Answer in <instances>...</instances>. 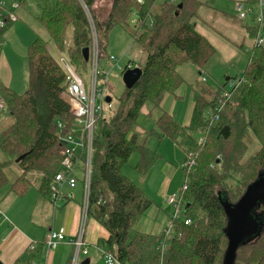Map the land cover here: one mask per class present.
I'll return each instance as SVG.
<instances>
[{
  "label": "trees",
  "instance_id": "trees-1",
  "mask_svg": "<svg viewBox=\"0 0 264 264\" xmlns=\"http://www.w3.org/2000/svg\"><path fill=\"white\" fill-rule=\"evenodd\" d=\"M98 1L37 0L41 7L39 21L62 52L67 28L73 26L71 62L83 69L87 66L83 48L91 46L86 8L99 32L102 57L111 29L129 24L134 10L139 12L141 24L134 26L133 38L147 55L140 66L142 76L133 88L125 89L113 116L109 120L101 118L93 142L90 213L109 231L104 246L122 264H224L229 219L223 202L235 204L264 172V44L253 46L249 64L242 73L245 81L233 91L218 121L210 124L206 113L214 108L219 94L213 99L199 94L189 126H183L166 111L159 116L164 135L187 151L193 148L197 154L196 166L185 173V200L189 204L186 217L192 223L179 222L177 230L181 235L165 239L162 233L137 230L153 202L123 171V166L138 150V169L145 173L158 155L139 146L129 134L145 104L159 108L167 95L178 93L184 82L180 66L195 64L203 68L217 50L196 27L199 0L166 2L158 11L154 0H147L144 5L137 0H112L104 22L96 12ZM150 16L152 26L148 24ZM7 26L0 28V39ZM28 59L27 90L17 93L0 78V95L5 100L0 116L9 112L15 118L12 125L0 129V151L12 158L0 162V189L10 183L11 190L24 195L30 187L28 172L41 170L45 176L40 189L47 194L61 169L63 138L73 125L74 115L66 100L67 73L53 56L49 42L37 37L29 46ZM197 131L206 134L202 145L194 140ZM252 137L259 147L245 159ZM10 162H17L22 168V174L13 183L6 172ZM229 179L237 180L230 184ZM255 214L264 221V203L255 209ZM235 264H264V226L259 235L238 247Z\"/></svg>",
  "mask_w": 264,
  "mask_h": 264
},
{
  "label": "rangeland",
  "instance_id": "rangeland-1",
  "mask_svg": "<svg viewBox=\"0 0 264 264\" xmlns=\"http://www.w3.org/2000/svg\"><path fill=\"white\" fill-rule=\"evenodd\" d=\"M15 1L20 0H5L7 8H11L13 3ZM111 1L112 0H99L95 7L96 12L99 16V19L101 22H104L111 9ZM202 4V18L198 19V28L202 33H205L212 42L218 47V54L216 53L209 62L205 65L204 69L200 68L199 66L195 64H186L179 67L180 73L184 77V82L182 86L179 88L178 93L183 94L184 98L182 99L180 106L178 108L179 117L183 119L185 115V110H187V106L190 104L191 109V97L192 92L198 97V94L204 95L208 99H212L215 95L214 91H221L223 89V85L228 81L230 78H237L241 77L243 71L246 69V67L249 64L250 57H251V50L248 52V49L252 48L253 41L252 38L246 37L243 41L244 47H239L242 43V35L239 31L235 32V34H232V38L236 41L235 43L231 40L227 39L222 33L225 27H228L226 18L234 17V15L238 14L237 11V3L240 1H243L246 4V8L249 10L248 18L246 21H251L253 23V20H255L254 24L256 25V20L260 17L262 9L260 6L259 0H199ZM170 2V0H157L155 5V10H159L161 6L166 3ZM223 6H226L225 8ZM20 8V7H19ZM16 10L17 16L19 17L18 10ZM30 8L33 12V18L34 22L37 23L34 26V29L37 32V35L41 37L42 39L49 42L51 52L53 56L56 58L57 61H59L62 65L65 64L63 61L66 56L70 55L69 49L73 47V33L74 29L73 26L70 25L67 28L66 31V38L64 40V49L65 51H60L56 45L52 42L51 36L49 32L42 27L41 22L39 21L38 17L41 15V7L37 0H31L30 2ZM219 8V9H218ZM232 10V11H231ZM132 18V17H131ZM130 18V20H131ZM227 18V19H228ZM18 20V19H17ZM230 21L234 22L235 19H230ZM123 26V25H116L108 34V42L106 51L104 53V58L101 60V65L106 66L109 71L112 72V75L109 78L111 89L107 88L106 94L112 97V102L114 104V108L112 110H106L103 114L102 119L109 120L113 114L114 109L120 105L119 101L120 98L123 96L126 86L123 81V74L118 69V64L121 66H125L129 61H133L134 66H141L145 63L146 60V53L145 50L138 44L134 43L133 33L136 30V28L133 26L132 22ZM33 25V24H32ZM240 26V24H238ZM31 26V25H30ZM225 34V33H224ZM226 35V34H225ZM30 46V45H29ZM27 45V47L29 48ZM26 46L24 48H20V46L17 44V41L14 38H7V44L6 47L3 50V59H2V72L4 71L13 81L12 88L14 90H17L18 92H23L28 89L29 86V59H28V48ZM27 50V52H26ZM114 55L118 61H112L109 62L106 57ZM114 66V67H113ZM89 63L87 62L86 70L80 71L82 73L83 78L85 79L87 85H88V77H89ZM124 73V71H123ZM4 74V75H6ZM6 75V77H8ZM206 78L203 80V78ZM227 77H230L228 80ZM170 95V94H169ZM168 96V95H167ZM150 103H147L144 105V107L141 110L138 122L141 124V122H144L147 120V125L149 129H155L156 132L157 125L156 120L154 118H148L145 115L148 114ZM153 106V105H151ZM180 119V120H181ZM15 118L12 114L9 112L2 114L0 116V129H6L12 123L14 122ZM156 134H153L154 136ZM204 132H195L193 134L194 140L196 143L200 141L202 137H205ZM159 137L155 136L154 139L151 137L149 139V143L147 141V145L150 146L151 142H155V148H158V146H161V151H157L162 156L157 160L155 166L150 170V179H148L146 184L147 191H150L152 196L156 199L157 202H162L163 205H165L164 198L165 196L172 195L173 193H178L181 191L183 184L185 182V173L186 170L184 169V165L186 162V159L188 157V151L185 152L179 145H177L172 139L165 137L160 139L162 142L160 144ZM249 150L247 151V154L245 156V159H248L247 157L251 153H255V151L258 149V142L255 140L254 137L249 139ZM178 152L177 155H175V152H172L174 157L173 160L168 156V152L172 150H175ZM139 151H136V153H133L129 161L124 165L123 169L125 173L134 179L139 185H140V179L142 177V173H140L139 170L136 169V163L138 162V159H136L139 156ZM162 152V153H161ZM217 158L219 159L218 155ZM220 160V159H219ZM9 162L12 161V158L9 156H5L3 152H0V162ZM167 163H171V165H166ZM14 162L8 163L6 167V172L8 173V176L12 178V173L15 170ZM17 169V168H16ZM31 173L30 177L28 178L32 179L31 177L35 176L36 174H39L41 177V182L43 177L45 176V172L41 170H31L29 171ZM28 172V174H29ZM74 174L78 177L79 182L78 184H81L84 189V183H83V173L80 170H75ZM140 175L139 179L138 176ZM29 179V180H30ZM33 180V179H32ZM237 179H229V183L233 184L235 183ZM52 183V182H51ZM144 185V184H143ZM65 187V186H64ZM69 188V186H66L65 188ZM63 188V189H65ZM10 183L5 185L3 188L0 189V201H2V205H0V214L1 212H5V205L6 204H12L13 209L18 207V205L22 204L24 202L23 196L18 194L16 191L11 190ZM70 189H73L70 187ZM77 189V188H76ZM166 190V194H158V191ZM35 191V188H30L29 191ZM51 191V190H50ZM9 196H11L9 198ZM32 195H29V198ZM28 200V199H27ZM2 210V211H1ZM169 220L167 221V225L163 228L162 226H157V229L162 230L159 234H161L164 229L169 226L170 224V215ZM148 217L146 212L142 216L141 220L142 222H147ZM139 224V223H138ZM9 227H15V225L9 226ZM155 231L154 233H156ZM157 234V235H159ZM98 237V236H97ZM97 239V238H96ZM13 240V239H12ZM72 240V239H71ZM98 240H95L91 243H96ZM101 241V247L104 248V243ZM92 244H90V249ZM88 248V249H89ZM92 253H94V257H92V264H106L104 260V256L102 253H99V259L97 256L95 257V250H98L96 246L92 247ZM100 252V250H98ZM102 254V255H101ZM74 256V254H73ZM74 257H72L73 259ZM85 258L80 259L79 264H81ZM1 261V260H0ZM73 260H71L72 262Z\"/></svg>",
  "mask_w": 264,
  "mask_h": 264
},
{
  "label": "crops",
  "instance_id": "crops-1",
  "mask_svg": "<svg viewBox=\"0 0 264 264\" xmlns=\"http://www.w3.org/2000/svg\"><path fill=\"white\" fill-rule=\"evenodd\" d=\"M30 2L31 0H20V8L18 10V14H19L18 20L14 21L13 23L7 26L5 31L2 33L0 39L1 42L0 78L4 83V85L8 86L17 93H22V92H18L17 90H14L12 88L13 85L12 79L4 71L2 72V59H3L2 48L4 49L6 47L8 37H10L11 39L14 38L17 41V44L20 46V48H24L25 46L27 47V45L29 46L37 37H39L37 35L38 31H36L34 27H32L37 23L34 22L33 12L32 9L30 8ZM223 7L225 8L226 6ZM202 9L203 7L201 4L199 8V13L197 17L194 19L196 27L200 33L202 32L198 28V24H199L198 19L199 18L203 19L201 14ZM227 18L224 21H227V24L229 26L225 27L223 30V32L226 35L224 33L222 34L227 39L235 43L236 41L231 36L232 34H235V32L239 31L242 35V41H241L242 43H238V42L236 43L240 44L239 47L241 48L244 47L245 42L243 40L246 39V37L252 38L253 41L252 48L248 49V52L251 50L252 53L253 46H255V34H256V31L252 32V30H256L257 27L254 24V21L252 23L251 21H246V19L242 20L238 17V14L234 15V17L228 19ZM233 18L235 19V21L234 22L230 21V19ZM238 24H240V26ZM41 26L43 27V25ZM202 34L206 36L209 39V41L216 47L217 50L216 53L218 54L219 52L217 49L218 47L212 42V40L205 33ZM103 68H106L108 70V68L104 65ZM4 74H6L8 77H6V75ZM111 75L112 72L110 73V76ZM109 88L110 89L112 88L110 81H109ZM214 92L215 95L213 98H215L217 94H219V91H214ZM183 98H184L183 94H179V93L170 94L165 97L161 107L158 108V107H153L151 105L148 106L149 107V109H147L148 114H146L145 116L148 118L155 117L156 125H157L156 132L154 131L155 129L148 128L150 126L147 125L148 119H146L144 122H141V124L137 120V122L135 123L129 134V138L131 139L133 138L139 146H145L158 155L155 163H153V165L150 167V169L147 172L143 173L138 169V165L141 160V154L138 152L139 156L136 158L138 159V162L136 163V169L140 171L139 174L142 173L141 174L142 177L139 181L140 185L130 177L141 189H143V191L153 202L151 207L146 211L148 217L147 222L140 221L139 224L137 225V230L140 232L157 235L163 230V228L167 225L166 224L167 221L169 220L168 218L170 215V207L166 204L165 198H164L165 205H163L162 202L160 203L157 202L156 199L150 193V191H147L146 189L147 181L148 179H150V173H151L150 170H152L157 160L162 156L157 152V151H161V146L159 145L158 148H155L154 141L150 143V146H148L147 141L149 143V139L151 137L154 139L155 136L159 137L158 138L159 140L168 137L164 135L162 129L159 127L158 124L159 116L163 111H166L169 114H171L183 126H189V124L191 123L194 107L197 102V96L195 98V94L194 92H192L191 109L189 104L187 106V110H185V115L183 119H181L179 117L178 108ZM153 134L156 135L152 136ZM162 141L160 140V144ZM179 146L185 152H187V148H184L181 145ZM176 150L177 148L175 150L171 149V151L167 153L169 159L171 158L173 160L174 155L172 152H175V155L178 154ZM134 153H136V151ZM14 163H15L14 165H17V162ZM166 165L167 166L171 165V163H167ZM15 167L17 169L15 168L14 172L12 173L13 177L12 178L9 177L11 183L15 182L16 179L22 174V168L20 166H15ZM31 174L33 175L34 173L29 172L27 176L29 175L30 177ZM139 177L140 175L138 176L137 179H139ZM31 178L33 180L27 177L28 180L30 179L29 180L30 187L28 191L24 195L20 194L25 199L24 202L18 205V207L14 209L12 207V204H6L5 211L7 213L1 210L2 214H0V260L3 264H31L34 262L35 264H69V262H71L72 260L73 254L76 251V248L74 244H72L71 239H73L76 236L80 225L83 197H84L83 186L81 184H77V186L73 189H70V187L65 188L66 187L65 186L64 187L65 189H63V198L58 202L60 203V205H58L53 202L51 191L50 193L47 194H44L41 191L40 188L42 182L40 175L36 174ZM31 187L35 188V191L32 190L29 191ZM166 193H167L166 190L160 189L158 191L159 195ZM29 195L32 196H30L29 198ZM10 197L11 196H9V198ZM1 205H2V201H1ZM12 225H15V227L12 228L9 227ZM159 225L162 226V230L157 229V226ZM60 229H63L66 235V239L61 244H59L55 249H51V250L48 249V247L46 246V240L50 232L52 230H60ZM155 231L157 232L154 233ZM108 237H109V231L96 219L93 213H90L87 221L85 239L88 241L89 247L90 244H92L91 245L92 247L96 246L97 249L100 250V252H98V250H95V257L97 256L98 259H99V253H102V250H104L103 247H101L100 240H102V242L103 241L105 242V240ZM95 240L98 241L96 243H91L94 242ZM91 249L90 248L88 249L89 252L87 255L80 256V259L89 258L90 259L89 264H92V257H94V253H92Z\"/></svg>",
  "mask_w": 264,
  "mask_h": 264
},
{
  "label": "built area",
  "instance_id": "built-area-1",
  "mask_svg": "<svg viewBox=\"0 0 264 264\" xmlns=\"http://www.w3.org/2000/svg\"><path fill=\"white\" fill-rule=\"evenodd\" d=\"M147 0H137L139 5H144ZM155 2L157 0H154ZM176 0H170L174 2ZM262 9L260 17L256 20V34L255 45L261 46L264 44V0H259ZM20 7V2L15 1L9 9L6 6L5 0H0V28H4L9 23H13L18 19L16 10ZM90 21V35L91 46H89V77L88 85L80 71L83 68H77L71 62L70 55L63 59L65 62L62 65L67 73L68 87L66 90V100L71 106V112L74 115L73 125L64 139V148L61 156V169L56 173L50 185L52 200L55 204L63 198L64 186L75 188L79 182L78 177L74 174L75 170H80L83 173L84 194L82 214L78 232L71 240L76 251L71 264H79L81 255H87L88 241L85 239V232L87 227L88 217L90 215V196L92 183V161H93V142L95 133L99 129L100 120L106 110H112L115 106L112 102V97L106 94L109 88L110 71L103 68L101 65V51L99 45V32L96 23L86 8ZM238 17L242 20L248 18V13L252 11L246 8L243 1L237 3ZM255 22V20H253ZM133 26L140 27L141 20L139 12L135 9L131 18ZM148 24L153 25L154 21L150 16ZM109 62L118 61L114 55L107 57ZM118 69L123 73L126 69L134 68V63L129 61L125 66L117 65ZM206 78L204 77L203 80ZM245 79L241 77L229 79L223 85V89L219 92L217 103L214 108L210 110L206 119L207 122L213 124L218 121L221 112L231 100L233 91L244 83ZM111 98L108 100V98ZM5 108V100L0 95V110ZM62 126V123H59ZM206 142V137H202L198 142L202 145ZM196 152L193 148H189L188 157L186 159L184 169L190 172L197 163ZM188 189V179H185L183 187L180 192L173 193L165 197L166 204L170 207V224L167 226L162 234L165 239H171L174 236L181 235L177 230V224L183 222L184 224H191V218L186 217V211L189 204L185 200V192ZM1 205V201H0ZM66 239L63 229L52 230L46 240L48 249H55ZM104 260L108 264H122L119 259L110 251L102 250ZM31 264H35L31 263Z\"/></svg>",
  "mask_w": 264,
  "mask_h": 264
},
{
  "label": "water",
  "instance_id": "water-1",
  "mask_svg": "<svg viewBox=\"0 0 264 264\" xmlns=\"http://www.w3.org/2000/svg\"><path fill=\"white\" fill-rule=\"evenodd\" d=\"M183 4L180 3L179 7ZM89 46L83 48L85 61L89 60ZM143 69L140 66L126 69L123 73V81L126 88L131 89L142 76ZM230 77L227 78V80ZM111 98L109 97L108 100ZM17 158L19 162L22 158ZM264 203V172L250 184L239 200L232 204L229 200L223 202V207L229 219L227 236L229 240L225 254L224 264H235L237 249L247 240L259 235L264 226V221L255 214V209ZM90 259L86 258L81 264H89ZM0 264H3L0 261Z\"/></svg>",
  "mask_w": 264,
  "mask_h": 264
}]
</instances>
